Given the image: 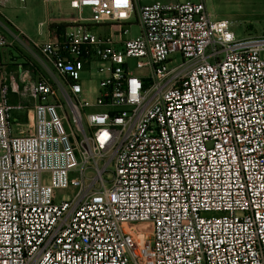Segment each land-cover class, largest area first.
<instances>
[{
    "label": "built area",
    "instance_id": "1",
    "mask_svg": "<svg viewBox=\"0 0 264 264\" xmlns=\"http://www.w3.org/2000/svg\"><path fill=\"white\" fill-rule=\"evenodd\" d=\"M58 1L43 43L0 33L30 55L0 85V264H264V35L206 0Z\"/></svg>",
    "mask_w": 264,
    "mask_h": 264
},
{
    "label": "rangeland",
    "instance_id": "2",
    "mask_svg": "<svg viewBox=\"0 0 264 264\" xmlns=\"http://www.w3.org/2000/svg\"><path fill=\"white\" fill-rule=\"evenodd\" d=\"M142 5H148L156 1L170 2L177 0H140ZM185 2L187 0H179ZM207 9L214 20L226 19L232 24L231 30L239 38L258 37L264 35V0H206ZM5 19L4 22L15 32L22 31L28 40L43 43L47 39V27L40 31V24L43 22H52L62 19L65 16H71L73 11L65 2L58 0H26L21 3L19 0H13L7 8L2 9ZM135 23L132 27V36L139 35V28L136 24V16L132 18ZM121 26H94L93 31L98 33L114 32L121 29ZM28 49L21 44L16 47L4 48V62L9 71H15L17 65L12 62L16 60L12 57V51L17 55V59L25 64L30 59ZM175 60L179 64L181 58L176 56ZM131 66L135 70V60H132ZM136 71V70H135ZM139 74L138 71H136ZM87 79L85 85V101L95 102L99 90V78L94 71L92 77L84 75ZM59 195L67 200L74 196L72 189L59 191Z\"/></svg>",
    "mask_w": 264,
    "mask_h": 264
},
{
    "label": "crops",
    "instance_id": "3",
    "mask_svg": "<svg viewBox=\"0 0 264 264\" xmlns=\"http://www.w3.org/2000/svg\"><path fill=\"white\" fill-rule=\"evenodd\" d=\"M13 1V0H12ZM7 8V7H6ZM5 19L6 17H5V15H4V13H3V11L2 10H0V33H3V34H5V28L7 27V28H9V26H7V24L4 22V20L3 19ZM17 32H19L20 30H16ZM20 32H22V31H20ZM23 33V32H22ZM23 36H24V38H26V39H28L26 36H25V34L23 33ZM16 47V46H15ZM3 53V55H4V49H2L1 51H0V63H2V64H5V62H4V57H2L1 56V54ZM12 57H13V59L14 60H16V62H12L14 65H17V68H16V70L15 71H9V69H8V66H6V70H1L0 69V85H1V80H2V76L5 74V72L7 73V75H11V74H14L15 76H20L21 74H24V72H26V71H28V67L27 66H23V64L21 63V60L19 59H17V55L15 54V52L14 51H12ZM6 65V64H5ZM31 70L32 71H34V72H36L35 73V76H34V78L36 77V75H37V73H39V70L37 69V68H35V67H32L31 68ZM31 71V72H32ZM9 101H10V103H12V104H16V103H18V101H19V97L16 95V94H14V93H12V92H10L9 93Z\"/></svg>",
    "mask_w": 264,
    "mask_h": 264
},
{
    "label": "trees",
    "instance_id": "4",
    "mask_svg": "<svg viewBox=\"0 0 264 264\" xmlns=\"http://www.w3.org/2000/svg\"><path fill=\"white\" fill-rule=\"evenodd\" d=\"M24 66H28V63H25Z\"/></svg>",
    "mask_w": 264,
    "mask_h": 264
}]
</instances>
